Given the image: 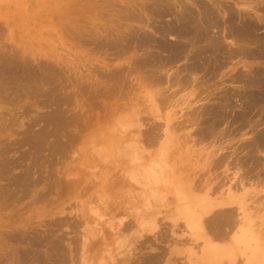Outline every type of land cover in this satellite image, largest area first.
Instances as JSON below:
<instances>
[{
    "label": "rangeland",
    "instance_id": "rangeland-1",
    "mask_svg": "<svg viewBox=\"0 0 264 264\" xmlns=\"http://www.w3.org/2000/svg\"><path fill=\"white\" fill-rule=\"evenodd\" d=\"M180 1L191 5L194 0ZM202 2L213 7L211 0ZM216 2L233 10L240 25L244 21L259 25L254 31L256 34L252 33L255 40L248 44L252 50H258L255 47L264 42V0ZM123 4L121 0H0V264H154L156 260L154 263L148 261L154 254H160L155 264H192L189 252L198 251L205 242L185 218L199 213L200 206L193 200L204 192H192L188 185L204 176L212 179L213 185L222 177L227 181L224 186L236 180L230 178L235 170L232 165L226 170L225 165L216 168L211 164L214 156L209 155L217 142L200 141L193 132L195 125L185 120L193 108L202 107L199 104L206 107L202 118L205 115L209 118L210 109L220 103L219 106L230 108L225 110L228 114L232 112L231 116L234 110L242 113L244 108L239 97H231V103H235L231 108L224 104L221 96L228 90L242 94L257 90L264 94V87L245 86L243 81L236 80L245 75V78L252 77L255 71L263 73L264 56L254 60L235 56L219 70L220 73H215L217 77L213 73L201 75L200 87L196 86L193 94L203 91V87L207 89L198 93V98L203 96L199 102L192 100L191 84L190 87L181 86L183 90L181 88L175 96L179 104L160 107L161 114L173 113L170 126L165 129V120L154 117L151 102L146 98L152 86L157 89L165 85L157 87L144 78L139 81L141 73L136 70H130V74L125 71L126 75L120 77L114 72L121 65L128 67L135 56L149 52L131 41L127 43L129 46L121 45L125 48L122 51L98 42L101 39L98 37L103 35H133L136 32L132 31L133 26L142 24L121 15L119 7ZM238 11L242 17L237 15ZM224 12L220 10L218 14ZM144 32L160 35L156 31ZM165 38L169 40V36ZM258 40H262L261 43ZM184 61L182 58L172 70L179 69ZM234 76V81L229 79ZM100 81H104L103 88L108 89L98 90L101 94L94 91ZM215 82L219 85L213 84ZM90 84H94L93 88H86ZM184 97L190 101L184 103ZM254 112L246 119L251 120L253 115L251 122L245 120L244 128L239 127V134L230 144H234L233 147L229 148L231 136H227V132L237 125L232 123L231 116L228 123L225 120L218 127L221 129H217L219 138L223 134L219 143L228 148L223 152L239 144H248L259 129H264V124L258 123L264 121V111L256 109ZM59 114L66 118L60 119ZM155 121L162 125L161 131L156 132L161 135L155 134L158 140L154 138L155 143L149 144L151 141L144 135ZM252 122H256L257 128L254 126L256 129L250 131L248 124ZM228 126L231 128L227 129ZM262 153L258 155L264 160ZM243 154L244 151L240 155ZM26 173L30 179L25 177ZM217 189L215 192L219 194ZM256 198L257 195L248 198L249 206ZM258 200L251 207L255 212L260 210Z\"/></svg>",
    "mask_w": 264,
    "mask_h": 264
},
{
    "label": "bare ground",
    "instance_id": "bare-ground-1",
    "mask_svg": "<svg viewBox=\"0 0 264 264\" xmlns=\"http://www.w3.org/2000/svg\"><path fill=\"white\" fill-rule=\"evenodd\" d=\"M131 1L130 0L129 1L128 0H124V1L121 0V2H123L125 4L121 5V7H119L120 8L119 12L120 13L123 12L121 15L124 16V18L126 17V18H130L132 21L137 20L139 22L140 21L142 22V24L139 23L140 25H138L136 27L133 26L134 28L132 29V31H136V32H134V34L130 35V36L120 35V34L114 35V36H104V35L101 36L100 35L101 37H98V38H101V39L98 42L102 41L100 43V45H108L111 47H117L118 49H120V51H122L125 48L122 49L121 45H122V47H124V46L126 47L127 43H129L131 41V42L135 43L136 47L141 45L140 47H142V46L145 47L143 50H146L147 52H149V53H144L140 56L137 55V57L135 56L134 59H132V61L129 63L128 67L125 65H121L120 67H116L114 72L116 74H118V77H120V76L126 75L125 71L126 72L129 71V74H130L131 71L136 70V72L138 74L141 73V75H138L140 77V80L137 78L139 81H141V80L143 81V78H144V80L145 79L151 80V82H153L154 83L153 85H155V86L165 85L163 88L161 87V88H157V89L155 87L153 88V86H152V88H150V90H147V93H146L147 94L146 98H148L147 100H149L151 102V105H152L151 106V112L154 113V117L159 118V119L163 118L165 120V129L169 128L170 123H171V115L173 113L172 114L171 113L166 114V112H165V113L161 114L160 107H161V109H163V105L166 107L176 106L175 103H177V102H176L175 96L178 94L179 90H181L182 87L185 88V86H187V85H188V87H190L189 85L191 84L192 85V96H193L192 100H196V102H199L203 99V96L201 97V95H200V98H198L199 97L198 95L200 93H202L205 89H207V86L205 88L203 87V91L199 90L200 91V92L198 91L199 94L195 92L196 93V95H195V93L193 94V92L197 91L196 90L197 87H200L199 83H201L200 81H202L203 75H206L208 73L209 74L213 73V75H215L216 72L218 74V71L222 67H225V64L230 59L232 60L233 58H235V56H241L240 58L253 59V60H254V58H260V57L264 56V42L263 43L260 42L262 40H258L261 44L257 45L258 47H255V48H258V50H252L248 46V44L251 41L255 40L252 33L254 31L256 32V30L258 28H260L259 25H257L253 21L250 22V21H244V20H243L244 22L242 23V25H240L239 22L237 21L238 18H236L233 10L231 11V9H229L227 7V5L225 7V5L222 2H216L217 0L216 1L211 0L213 2V4H212L213 7H212L211 5H208V3L206 4V3L202 2V0H194L193 2H191L192 3L191 5L186 3V2L180 1V0H152L151 2H148V3L140 2L139 4L136 2H131ZM220 10L225 11L223 13V15L218 14V13H220ZM64 15H66V14H64ZM237 15L239 17L243 16L241 11H238ZM168 16H170V17H168ZM144 18H146L145 22H143ZM130 24H132V23H130ZM146 28H148L149 30H147ZM140 31H143V33ZM144 31H156L160 35H159V37H157L153 34H149V33H146ZM209 31H211V32L214 31V32L210 34ZM217 31H226V32H224L222 34V32L217 33ZM125 34H126V32H125ZM167 36H169V40L167 38H165ZM92 37H94L93 39H96V36L93 35ZM259 39H260V37H259ZM96 42H97V40H96ZM256 44H258V42ZM127 46H129V44ZM254 46H255V44H254ZM21 48H22V46H21ZM139 48H136V49H139ZM182 58H184V60H185L182 64V66L179 65L180 68L175 69L173 71L172 70L173 66L176 63H178L180 60H182ZM237 60L239 61V59H237ZM240 62H242V61H240ZM234 64H236V63L234 62L233 65ZM14 66H15V64H14ZM48 66L49 65H47V67ZM9 68H11V66ZM42 69H44V68H42ZM108 71H109V69H108ZM171 71H173V72H171ZM220 71H219V73H220ZM252 71L254 72V69H252ZM263 73H259L258 71H255L254 74L252 73L253 74L252 77L247 75V78H245V76H246L245 75L244 78L240 79L238 77V78H236V80L241 81V82L243 81L245 86H250V87L251 86H255V87L261 86V87H264V75H262ZM35 74H36V72H35ZM238 74L239 73H237V76H240ZM107 75H109V74H107ZM250 75H251V72H250ZM130 76H132V75H130ZM138 76H136V77H138ZM200 76H201V79L199 81ZM206 76H204V77H206ZM210 77H212V76H210ZM248 77H250V78H248ZM234 78H235V76L233 78H229V79H233V81H234ZM29 79H31V77ZM125 79H127V78H125ZM206 79H208V78H206ZM206 79L205 80L203 79V82H206ZM111 80H113V79H111ZM214 80L215 79L213 78L212 81H214ZM236 80H235V82H236ZM22 82L24 84V81H22ZM103 82L104 81H100L99 83L97 82L98 83V84H96L97 90H94V91H98V90L107 91L108 89H106L105 87L103 88V85H105V84L102 85ZM114 83H115V81H114ZM216 83L217 82H215L213 84H216ZM219 83H221V82H219ZM88 84H89V82H88ZM84 85H86V84H84ZM93 85L94 84H90L89 87H86V88L92 89ZM135 85H136V83H135ZM208 85L210 86V82L208 83ZM209 86H208V88H209ZM21 87L22 86H19L20 89H22ZM24 87H26V86H24ZM239 87L240 86H238V88ZM109 88H110V86H109ZM244 88H247V87H244ZM182 90H183V88H182ZM237 90H239V89H237ZM28 91H30V90H28ZM235 91H236V89H235ZM239 91H241V90H239ZM256 91H252L248 94H246L243 91H242L243 94L241 92L238 93V91H237V93L233 92L234 93L233 94L228 90L227 91L228 93L226 92V94H223V95L221 94L222 96L220 95L221 97H223L222 99L225 100V102L223 100L224 104L226 106H229V107L231 106V108H232V103H234L233 101L231 103V97H235V98L239 97L237 99L238 100L241 99L240 101H241V104H243L242 106L244 108L243 110L240 108L242 110V113L240 110H239L240 112H236V110H234L235 114L233 116H231L232 112L230 114H228V112H226V110H225L228 108L222 107L223 105L219 106L221 103L220 104L218 103L219 104L218 106L214 104V106L208 112L209 118H207L205 115L206 119H204L205 117L202 118V116L204 115V110L206 107H203L202 104H199L202 107L199 106L200 108H197V107H195L196 109L193 108L192 112H190V113H192L191 115H189L190 117H188V115H187L188 119L187 118H186L187 120L184 119L186 122H188V124L195 125V129L193 132L197 135L196 137H198V139L200 141H201V139H202V141H203V139H205V140H207V139L211 140L212 139V140L217 142L215 149H213L212 153L209 155V156H214V159L211 161V164H213V166L216 168H218L219 165L220 166L225 165L226 170H229L230 166L232 165L231 168H235V170L232 171L233 176L231 175L230 178L236 179V180H234V182H232V180H230L228 178L231 181V183L229 182L230 184L228 183V185L224 186L227 181L225 182L223 180L224 177L221 176L222 178H218V180L216 182H213V183H215L213 185L212 184L213 180L212 179L207 180L206 179L207 176H204L201 180H198L196 178L198 181H196V180L194 182L192 181V183H190L188 185L189 188L192 189V192H194V191H203L204 192L200 197H197L195 200H193L194 202L197 203L196 205L199 204V206H200L199 207L200 209L197 207L199 209L198 210L199 213L196 214V212H195V214H193V215L191 214L189 217L188 216L186 217V215H185L186 223L189 224L191 229H193V231L196 233V235L200 236V238L203 239V242H205L203 247L199 246L200 247V249H199L200 253L198 252L199 250L198 251L192 250L191 252H189L188 255L190 256V258L192 257V264H207V263H210V264H264V198L262 200H258L259 197L261 198V196H264V184H263V182H264V160L258 155L259 153L263 154L262 152H264V129L262 127V129L261 130L259 129V131L255 133V135L252 134L254 137L252 136L251 140H248V144H239L233 150H230L231 153H230V151L229 152L225 151V150H228V148L225 149V147L221 143H219V142H222V138H223L222 133L224 131L221 132V134H222L221 138H219L220 133L218 132V130H219L218 127L225 120L227 122V119H229L231 116L232 120L231 119L230 120L232 121V123H236L237 128L234 125L235 129H233L234 128L233 127L232 128L233 130H232V129H228L230 127V126H228L226 128L229 130V132H227L226 130L225 131L227 132V134H229L227 136H229V137L231 136L229 138V144H228L229 148L234 146V144H232L233 146L232 145L230 146V144H231L234 136H237V134H239L238 132L240 130H238V129H239V127L244 125V122L247 121L246 120L247 117L250 114H252L256 109L264 111V94H262L261 90H260L261 92H256ZM46 93L48 94V92H46ZM98 93H99V91H98ZM7 94H8V92H7ZM9 94H11V93H9ZM99 94H101V93H99ZM67 96L69 98V95H67ZM207 97L208 96L206 94V99H207ZM1 98H3V97H1ZM14 98H15V96H14ZM53 98H54V96H53ZM185 98H186V100H184ZM9 99H11V97ZM62 99H63V97H62ZM66 99H67V97H66ZM242 99L244 100L243 103H242ZM183 100H184V103H187L188 101H190L187 99V97H184ZM196 102H194V104ZM11 103H13V102H11ZM177 104H179V103H177ZM234 104H233V106H234ZM192 105H193V101H192ZM209 108H207V109H209ZM61 110L59 109V111H61ZM244 110H245V112H244ZM258 112L259 111H257V114H256V112H254V114L258 115ZM56 113L58 114V111ZM208 114H207V116H208ZM59 116H60V114H59ZM62 116H64V117L60 116V119L66 118L65 115H62ZM67 117H69V116H67ZM263 118H264V116L262 117V119ZM250 119L251 120L253 119V115ZM53 120H54V118H53ZM67 120L70 121V118H68ZM184 120H183V122H184ZM251 120H248V121L251 122ZM156 121H155V123L153 122L154 123L153 125L149 126L148 129H146V132H145L146 135H144L147 137L148 141L149 140L151 141V142L149 141L150 142L149 144H153L154 138L156 141L158 140L156 138L157 137L156 135L158 133L156 134V132H158L160 130L162 125L158 124V122L156 123ZM55 122H56V120H55ZM61 122H58V123H61ZM66 122L67 121H65V123ZM260 122H261V124H264V123H262V122H264L263 120L258 121V123H260ZM176 123H178V122H176ZM258 123H257V125H258ZM62 124H64V122ZM149 124H151V123H149ZM181 124H183V123H181ZM1 125H2V123H1ZM184 125H185V122L182 126H184ZM248 125L250 127V129H249L250 131L255 130L257 128L255 126L256 122L255 123L252 122L251 124H248ZM4 126H5V124H4ZM254 126L256 128H254ZM176 129H178V128H176ZM219 131H221V129ZM143 133H144V131L142 132V134ZM194 133H192V135ZM195 134H194V136H195ZM245 134H246V132H245ZM158 135L159 136L161 135L160 132ZM66 136H68V135H66ZM190 136H191V134H190ZM224 136H225V134H224ZM146 137L144 139H146ZM199 140H197V141H199ZM246 141H245V143H246ZM63 145H64V143H62V146ZM11 146H13V145H11ZM14 147H16V146H14ZM31 147H32V145H31ZM223 149H225L224 152H223ZM243 151H244L243 155H245V156L240 155ZM2 152H4V151H2ZM56 152H58V151H56ZM235 155L237 156V158H234V157H236ZM263 157H264V155H263ZM12 160H13V158H11V161ZM155 172H156V174H158V171H155ZM26 175H25V177H28V179H30L29 173L28 174L26 173ZM20 176H21V174H20ZM25 177H24V179H26ZM195 177H197V174L195 175ZM195 177L193 176L192 180L195 179ZM199 177H200V175H199ZM245 179H247V180H245ZM249 179H252L253 182H247V184H246V181H249ZM19 185H20V183H19ZM217 188H219V190ZM1 189H2V186H1ZM215 189H217L219 191V194H217L215 192ZM214 192H215V194H217L216 196L214 195ZM211 193H213V194L210 195ZM255 195H257V197H258V198H256L258 200L257 206L260 208V210L257 212H255L256 209L254 211L252 209L254 207L253 204H255L256 199H255L253 204L251 203L252 206L251 205L249 206L250 201L248 200L249 197L252 198V196H255ZM189 206H190V208H192L191 205H189ZM189 206L187 208H189ZM189 209H187V210H189ZM57 242H58V240H57ZM58 247H60V246H58ZM37 251H39V250H37ZM156 253H158V251H156ZM158 255L160 256V254H158ZM159 256H155V254H154V257H152V258L149 257V260L148 259L147 260L150 263H154L156 260L155 263H158V260L160 258ZM238 256H240L241 258L239 257V259H238ZM159 262H161V261H159ZM146 264H149V263H146Z\"/></svg>",
    "mask_w": 264,
    "mask_h": 264
}]
</instances>
